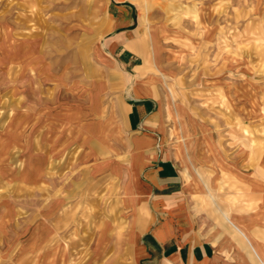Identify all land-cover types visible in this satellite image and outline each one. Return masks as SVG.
<instances>
[{
    "label": "crops",
    "instance_id": "0c3cea01",
    "mask_svg": "<svg viewBox=\"0 0 264 264\" xmlns=\"http://www.w3.org/2000/svg\"><path fill=\"white\" fill-rule=\"evenodd\" d=\"M72 34L74 59L62 78L48 80L55 92L47 106L21 110L10 126L9 146L31 149L35 169L17 177L29 175L47 198V222L16 230L24 259L264 264V178L243 183V204L221 202L216 147L207 142L199 153L160 32L141 26L130 0H109L97 32ZM6 230L1 221V249Z\"/></svg>",
    "mask_w": 264,
    "mask_h": 264
},
{
    "label": "rangeland",
    "instance_id": "374dc122",
    "mask_svg": "<svg viewBox=\"0 0 264 264\" xmlns=\"http://www.w3.org/2000/svg\"><path fill=\"white\" fill-rule=\"evenodd\" d=\"M130 2L141 26L160 32L173 93L192 133L199 130V153L207 142L216 147L221 202L243 204V183L264 178V0ZM108 7L109 0H0V206L8 205L0 210L8 237L0 264H37L24 259L16 230L23 223L47 222V198L29 175L28 183L17 177L35 171L32 150L9 146V136H15L10 126L21 110L47 106L55 92L48 80L62 78L74 59L70 34L97 32ZM26 43L33 58L21 50Z\"/></svg>",
    "mask_w": 264,
    "mask_h": 264
}]
</instances>
